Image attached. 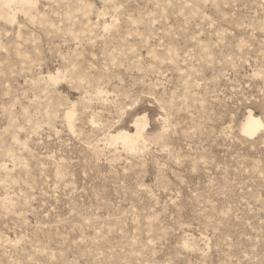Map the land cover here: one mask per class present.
Here are the masks:
<instances>
[{"label":"rangeland","instance_id":"obj_1","mask_svg":"<svg viewBox=\"0 0 264 264\" xmlns=\"http://www.w3.org/2000/svg\"><path fill=\"white\" fill-rule=\"evenodd\" d=\"M5 5L0 264H264V0Z\"/></svg>","mask_w":264,"mask_h":264},{"label":"bare ground","instance_id":"obj_2","mask_svg":"<svg viewBox=\"0 0 264 264\" xmlns=\"http://www.w3.org/2000/svg\"><path fill=\"white\" fill-rule=\"evenodd\" d=\"M10 3H21L27 8H30L33 5V0H0V5L2 4L9 5ZM67 117L68 120L72 119V116L70 114H68ZM262 126H263L262 121L258 117H254L252 114H250L245 120L244 124L242 125V131L248 136H254L259 132ZM136 132L137 133L135 136H132L129 132L126 131L119 132L117 135L112 136L111 139L115 143L122 142V144H124L125 147H127L131 151H134L137 149L139 143L143 139V127L138 124L136 128Z\"/></svg>","mask_w":264,"mask_h":264}]
</instances>
